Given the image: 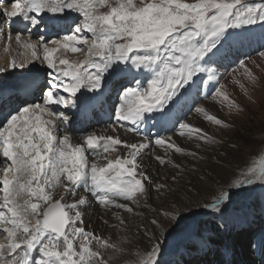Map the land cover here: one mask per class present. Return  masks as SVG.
I'll return each mask as SVG.
<instances>
[{"label": "snow or ice", "instance_id": "obj_1", "mask_svg": "<svg viewBox=\"0 0 264 264\" xmlns=\"http://www.w3.org/2000/svg\"><path fill=\"white\" fill-rule=\"evenodd\" d=\"M69 13H76L77 20H71ZM0 16L8 22L20 19L29 30L64 32L53 40L43 35L35 41L22 40L20 32L15 35L31 59L12 61L8 68L27 69L39 60L46 66V76L42 81L34 76L21 88L26 97L35 96L40 102H25L0 121V155L5 158L0 230L7 241L0 242V264H108L101 249H120L102 233L87 230L82 209L99 206L111 214L117 227H126L122 213L142 216L135 209L141 201L147 205L151 189L174 192L171 185L156 182L141 163L153 144L152 158L176 170L173 183L188 180L189 174L192 179L181 186L187 198L177 196L168 210L157 209V216L137 225V231L155 241L139 264H159L160 237L169 230L183 232L190 226L188 221L201 214L225 221L236 211L230 206L237 196L256 184L264 186V160L259 165L227 168L213 160L216 167L202 172L173 159L180 154L199 162L204 159L203 145L221 143L184 117L194 111L217 127H230L198 101L211 94L214 102L239 107L223 86L217 87L218 60L226 45L238 47L248 39L243 31L233 30L264 26V0H0ZM81 46L87 47V53L79 63L53 55L60 49L81 52ZM239 63L244 67L243 60ZM245 73L252 78L247 68ZM142 74H147L146 86L139 79ZM112 75L129 85H122L118 93L117 124L130 122L133 127L126 131L138 135L145 120L156 119L163 127L176 129L174 135L187 137L194 147H183L173 136L159 134L154 141L141 137L133 142L93 132L76 142L65 127L69 117L63 111L56 113L53 106L85 109L87 101H81L79 94L103 92L105 79ZM53 115L54 120L45 119ZM231 148L239 150L236 143ZM118 150L123 154L113 158L111 153ZM209 180L223 186L212 189ZM81 185L84 194L79 192ZM202 193L211 196L210 202ZM159 216L170 217L167 228Z\"/></svg>", "mask_w": 264, "mask_h": 264}, {"label": "rangeland", "instance_id": "obj_2", "mask_svg": "<svg viewBox=\"0 0 264 264\" xmlns=\"http://www.w3.org/2000/svg\"><path fill=\"white\" fill-rule=\"evenodd\" d=\"M189 2H191V0H189ZM98 11L105 12L107 9L99 8ZM1 21H4V25H7V22H5L6 20H4L3 17ZM4 25L3 27L0 26V34H2V37V30L6 29ZM237 31H243V34L247 36L248 39L238 47L225 46L224 54L218 60L219 67L217 76L219 84L217 87L223 86L222 90L225 91L229 95L230 99L235 101L239 107L230 108L227 104L222 105L214 102L211 94H209L208 99L211 100V102L219 109L217 115L221 119L225 120L230 127L220 128L213 125L211 122L206 121L211 125V127L205 130L212 135L214 139L220 141L221 143L216 144L213 149L208 148L209 150L207 153L203 154L204 159L200 162L204 169L207 167L209 157H214L217 153H227L228 158L233 161V167H236L237 165H239V167L259 165L262 160H264V26L256 24L247 26L245 30H233V32ZM88 35L90 38V34ZM81 47L83 50L80 53H66L65 50H60L56 53L55 57L59 59L67 58L69 62L79 63L84 59V56L87 53V47ZM241 60L244 61V67L240 66L239 62ZM213 66L215 67V65ZM245 68L251 72V79L245 73ZM11 75L12 74L8 73L0 76V85H3L5 81L8 80L7 77ZM45 76L46 70L42 71L38 75V77H41L42 79H44ZM146 79L147 76L142 80L145 86ZM24 81L25 78L20 80V85L24 84ZM15 82L16 81L13 80L10 84L8 83L6 87L14 84ZM245 82H248L249 84L246 85ZM122 85L129 86L121 77L115 75L111 76L110 86L112 89L116 88L117 91L115 92L116 94L114 98L111 99V102L113 103L111 105L112 107L118 105L119 103L118 93L122 90ZM201 101H204V99L198 101V104H201ZM38 102L40 101L38 100ZM60 111H63L64 114L68 116L63 107H58L55 112L58 113ZM189 113L191 112H187L184 118H186ZM45 119L54 120L53 116H46ZM151 123L152 119H147V125L150 129L152 127ZM2 126L3 125H1V127ZM155 127L156 126H154V128ZM146 130L148 129L146 128ZM158 130L160 131V136L174 134L176 132V129L174 128H171L169 133H167L163 128H159ZM175 136L179 137L178 134ZM179 138L190 141L187 137ZM233 143L238 144V151L234 152L231 148ZM209 145L212 144H205L203 146ZM182 146L186 147L184 145ZM213 146L214 145H212V147ZM1 163L2 166H0V168L5 166L4 159L1 160ZM160 168L166 169L167 166H162ZM1 175L2 174L0 172V176ZM154 176L155 178L162 177L159 171L158 175L155 174ZM162 179L164 178L162 177L161 180ZM167 180L170 183H173L171 177H168ZM175 184L176 183H173V186H171L175 190L174 192H169L167 188L161 190L159 193L155 189H151L150 202L145 205V202L141 201V205L139 207L144 209V211L146 210L145 212L148 213L149 218H151L149 212L154 211L156 208L161 211L168 210V205L174 203L176 201V197L180 196L181 187ZM222 186V184L218 186L215 182H211L210 184V188L216 190H218V187ZM256 192L260 194L261 202L264 203V186L256 184L250 190L243 192L241 195L236 197L235 201L230 206L236 209V211L223 221L225 223L224 226L227 229V238L232 239L233 242H239L243 245L244 256L241 258L236 257L235 261L237 263L242 262V264H254L256 259L254 247L255 245H258L259 238L264 236V206L262 207V210L256 207V202L253 200ZM204 196H206V194ZM70 198L71 197L68 199L69 202L71 201ZM206 198L210 202L211 196H206ZM137 208L135 209L136 213H140ZM195 210L200 211L199 209ZM129 217L134 218L136 225L143 222L140 215L130 214ZM161 218L164 226L167 228L171 222L170 217L161 216ZM204 218L212 217L203 214L198 215L188 221L190 226L187 230L183 232L169 230L165 233L164 237H160L162 246L161 252L158 256L159 264H223V258L220 257V247L217 244L203 242L201 247L199 245L200 241L197 237V230L201 227L200 224L204 221ZM184 223L185 221H181V224ZM130 224H126V226H130ZM116 225L117 224H114V228L116 229L114 235H111L112 241L115 239L112 245H116L115 243H117V239L121 237L120 235L123 232L124 226L117 227ZM200 229H202V227ZM2 235L3 232L0 230V236L2 237ZM135 235L136 233L131 231L125 236V238H122L124 244L118 245V249L120 250H117V248L101 249L104 258L108 261V264H139L141 259L140 257L137 261H135V255L138 249L135 243ZM104 238L109 242L108 238ZM194 241L198 243V245H195ZM95 247L96 245L93 243V248ZM198 247L200 250L196 249Z\"/></svg>", "mask_w": 264, "mask_h": 264}, {"label": "bare ground", "instance_id": "obj_3", "mask_svg": "<svg viewBox=\"0 0 264 264\" xmlns=\"http://www.w3.org/2000/svg\"><path fill=\"white\" fill-rule=\"evenodd\" d=\"M6 7H10V5H7ZM69 17L71 20H74V19L77 20L76 19L77 17L74 14H71ZM17 26H18V24H17ZM7 27H8L7 30H4V29L2 30L3 31L2 32L3 37H2V34H0V36H1L0 37V68H5L7 70L4 72H0V76L6 75L8 73H10L12 75L7 77L8 80H6L3 85H0V97L5 98L8 101L20 102L19 107H22L24 102L21 101V99L19 98L20 97L19 93L18 92L13 93L11 91H21V88L25 84L26 80H28L34 76L39 75L42 71H45L46 66L42 65L40 63V61L37 60V61H35L34 64H32L30 66V68H27V69H9L8 64L10 62H12V61L19 62V61L25 59L26 57L28 59H31V54L29 51L23 49L20 44H17V42L15 40L16 33L17 32L21 33V31L10 28V25H8V24H7ZM0 32H1V30H0ZM9 33H11V38H9V35H8ZM62 35H64V32H59V33H57L56 36L47 37L46 39L47 40L48 39L49 40L58 39ZM21 36H22V40L31 39L32 41H35L36 39H38L36 37L33 38L31 36H24L22 34H21ZM60 50L62 51L64 49H60ZM60 50H58V51H60ZM65 52L69 53L70 51L65 50ZM56 53L53 54L54 57L56 56ZM76 53H80V52H76ZM145 76H147V74H142L139 77V79L142 80V77H145ZM24 78H25L24 84L20 85V80H22ZM10 79H12V80H10ZM261 79H262V77H261ZM13 80L16 82L14 84H11L10 86L6 87V85H8V83L10 84V82H12ZM110 80H111V76H108L105 79L103 92H99V93L94 94V93H90L86 90L83 91L84 94H83V97L80 96V100L81 101H87V107L85 109H68V110H65L69 113H72L73 111L76 112L75 116H68L70 118V123L65 125V127L68 129V134L76 142H81L83 136H85L89 133H93V132L98 133V134L113 135V136H117L121 139H126V140H130L133 142L140 140L141 137H148L154 141V139L156 138L155 135H157V134L160 135V131L158 129L161 127L167 133L170 132V130L172 128L170 125L168 127H163L158 122V120H156V119H152V123H153L152 125H155L156 127L151 128V129L148 128L149 129L148 131L146 130V125H147L146 121L147 120H145L144 123L141 124V125H143V127L141 128L140 127L141 125L139 126V129H140L139 133H141V134H138V135L126 131L127 128L133 127V125L130 122H123V126H121L120 124H117L116 119H115V108L111 107V105H110L111 104L110 98L114 97L115 92H116V88L113 89V92L111 93V95H109V96L107 95V90H109V83L108 82ZM248 82H245L246 85L249 84ZM243 85H245V84H243ZM5 95H7L8 98L5 97ZM37 102H38L37 99H33L32 102L29 101L28 103H37ZM201 104L206 105V107L209 109L210 112L218 114V112H219L218 107L214 103H212L211 100H209L208 98H207V100L201 101ZM7 115L10 116L12 114L8 113ZM5 117H7V116L4 115L3 113H0V121H4ZM77 118H78V120H85L88 122L93 121L95 123H94V125H91V124H89L87 126L81 125V127H80L81 130L78 132L76 131L74 133L73 129L78 127V124H79L76 120ZM53 119H55V115H53ZM185 119L192 120L197 125L202 126L205 129H208L209 127H211L210 124H208L206 121H204L202 119V117L198 116L194 112L189 113ZM1 125H2V123H0V127H1ZM113 127H115L116 131H112ZM152 133H154V134H152ZM61 135H63V132H61ZM162 136H173V138L176 139L177 142L181 146L184 145V146L189 147V148L194 147L191 141H187L185 139H180L179 137L175 136L174 134L162 135ZM212 145H214V146L212 147ZM212 145L203 146L202 149L200 150V154L203 156V154L207 153V151L209 150L208 148L213 149L216 146V144H212ZM155 148H156V146L153 145V148L146 150L143 157L141 158V163L147 168L148 172L151 174L152 178L156 182L164 183L166 185L173 186V183H170L167 180V178L168 177L170 178L173 175H175L176 170H174L171 165H168L166 169L160 168L162 166H160L159 163L152 158V151ZM156 151L158 154H163L162 150H160V149H156ZM122 154L123 153L118 150L116 152L111 153V156L113 158H115V156L122 155ZM2 159H5V158H3L2 155H0V164H1L0 166H2V163H1ZM173 159L177 162L184 160L185 163L193 164L198 169H200L202 172L203 171H211L212 168L216 167V165L213 164V160L220 161L221 163H223L225 165L226 168L229 166V164H231V166L233 167V161L230 158H228V156L225 159L224 153H217L214 157H209V159L207 161V167L205 169L201 166L200 161L199 162L191 161L188 158L180 156V154H174ZM3 168H4V166L2 168H0V172L2 175H3ZM158 171L161 173V175L164 179L161 180L162 177L161 178H155L154 175L155 174L158 175ZM191 178H192V176L189 174L188 180H191ZM217 178L219 179V177H217ZM225 178H226V174H225ZM188 180L181 179L179 181V183L178 184L176 183L175 185L180 186V187L182 185H187ZM211 182H214V181H212V180L208 181L209 187H210ZM79 192H80V194H84V188L82 185L79 188ZM0 195H2V193H0ZM201 195L204 196L205 194L202 193ZM192 196H196V193L192 192ZM180 197L187 198L186 194L182 191V189H181ZM56 198H59L58 195L56 196ZM196 198L201 203L204 202L203 199H201V197L197 196ZM68 199H69V197H68ZM70 199L72 201V197ZM253 200L256 202V207L260 208L262 210L264 203L261 202L260 194L258 192L255 193V197ZM68 202H69V200H68ZM148 202H150V198H149ZM180 207H183V205H180ZM82 210L85 213L84 222H85V225L87 226V230H93L97 234L102 233L104 235V237L109 239L110 244L114 243L115 239H113V241H112L111 235H114V232L116 230L114 228V224H117V222L114 219H112L111 214L110 213L105 214V210L99 206H91L87 209H82ZM137 210L143 214L142 216L140 215L141 219H143L142 223H146L145 218H147V220H150L153 216H157V208L154 209V211L149 212V214L151 215V218L148 217V213L145 212L146 210L144 211V209H142L141 207H138ZM122 214L125 215V217H126V224H130V223L131 224H130V226L123 227V232L120 235L121 237L119 239H117L118 244L117 243H115V244L117 247H118V245L124 244V242L122 241V238H125V236L127 234H129L131 231L136 233V235H135L136 242L135 243H136L138 249L136 251L135 261H137V259L139 257L140 258L142 257L143 253L146 250H150L152 243H154V241L150 242L147 237L142 235V232L137 231V225L135 224L134 218L129 217L130 214H125V213H122ZM158 219L162 220L161 216H159ZM104 220H108L109 223L105 224L103 222ZM220 221L214 220L213 218H204V221L201 222V224H200L202 229H200L201 227H199V230H197V237L200 241V243H199L200 247L202 246L203 242L204 243H211V244L215 243L220 247V257L223 258V260H222L223 264H242V262L237 263L235 261V258L236 257L241 258L244 256L243 245L240 244L239 242H235V241H234L235 242L234 243L232 241V239L227 238L226 227L225 226L219 227L221 224L224 225L225 223L223 221H221V223H220ZM157 235H159V233H157ZM0 240H1L0 242H4V243L7 242L5 233H3L2 237L0 236ZM194 244L198 245V243H196L195 241H194ZM194 244H193V246H194ZM196 249L200 250L199 247ZM254 251L256 253V255H255L256 259H255L254 264H264V261H263L264 260V258H263V256H264V236L259 238V243H258V245H255Z\"/></svg>", "mask_w": 264, "mask_h": 264}]
</instances>
